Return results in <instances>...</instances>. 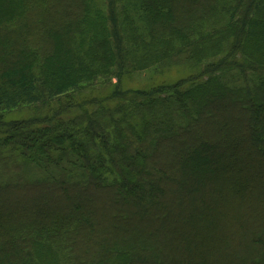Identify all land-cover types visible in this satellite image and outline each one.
Masks as SVG:
<instances>
[{
	"label": "trees",
	"instance_id": "trees-1",
	"mask_svg": "<svg viewBox=\"0 0 264 264\" xmlns=\"http://www.w3.org/2000/svg\"><path fill=\"white\" fill-rule=\"evenodd\" d=\"M0 264H264V0H0Z\"/></svg>",
	"mask_w": 264,
	"mask_h": 264
},
{
	"label": "rangeland",
	"instance_id": "rangeland-1",
	"mask_svg": "<svg viewBox=\"0 0 264 264\" xmlns=\"http://www.w3.org/2000/svg\"><path fill=\"white\" fill-rule=\"evenodd\" d=\"M160 71L155 72L153 70H148V71H142L139 72L137 74H135L133 76L132 79H127V83H126V88H134L137 86H144L146 83H148V81H157L158 83L162 82V81H172V79L174 78V73L170 72L169 73V77H166L164 75L159 74ZM22 117L21 114H15L14 116L10 117L8 119V121L11 120H18ZM233 194V195H232ZM255 192L253 194L247 193L245 195L243 194H239L237 196V194L235 192H230V194L225 196L226 199H223V202H225V206L220 207L221 214H223L222 216L226 215H231L232 218H236L237 215H241L242 213L245 214V217H249L253 215V210L251 209L254 206V195ZM243 195V196H242ZM246 200H249L247 202H245ZM255 204H257L255 202ZM259 206H256V209ZM244 208H246V210L244 211ZM251 217H249L250 219ZM218 225V231L221 232L218 236L215 237V239L213 240L214 242H216V246L219 248L223 243V241L225 240V238H230L231 242L234 243V247H235V253H239L241 245L239 244V246H237V241L241 238L242 232L241 230H239V228L237 227V225L235 224L234 220L229 221V223L227 225L225 224H220L217 223ZM227 232H232V235L230 237H227ZM238 237H236V239L234 238L235 234H238ZM229 236V234H228ZM242 240V238H241Z\"/></svg>",
	"mask_w": 264,
	"mask_h": 264
}]
</instances>
